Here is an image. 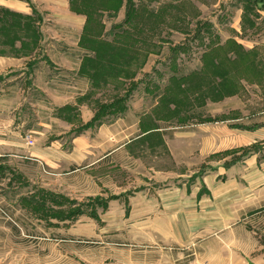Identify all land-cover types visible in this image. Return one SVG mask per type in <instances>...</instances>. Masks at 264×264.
I'll list each match as a JSON object with an SVG mask.
<instances>
[{"label":"rangeland","instance_id":"374dc122","mask_svg":"<svg viewBox=\"0 0 264 264\" xmlns=\"http://www.w3.org/2000/svg\"><path fill=\"white\" fill-rule=\"evenodd\" d=\"M119 1L116 10L77 20L60 12L52 16L49 0L35 3L30 19L0 6V57H27L23 73L8 66L0 73V112L5 106L20 112L26 144L32 146L37 136L46 139L36 132L40 122L45 129L50 125L53 135L65 121L75 118L80 124L76 104L88 88L92 127L113 121L112 113L124 108L128 125L140 117L177 149L188 134L190 184L197 175L231 170V164L241 168L248 156L264 158V18L255 8L258 0L249 5L248 0ZM58 46L102 53L58 52ZM134 128L125 129L126 139L136 135ZM203 136L217 145L206 144L212 151L197 166ZM145 151L130 165V176L141 172L139 162L180 169L168 150ZM56 178L40 174L35 164L0 157V264H184L188 259L174 251V260L170 246L161 242L149 244L155 230L139 227L135 190L82 197Z\"/></svg>","mask_w":264,"mask_h":264},{"label":"crops","instance_id":"0c3cea01","mask_svg":"<svg viewBox=\"0 0 264 264\" xmlns=\"http://www.w3.org/2000/svg\"><path fill=\"white\" fill-rule=\"evenodd\" d=\"M49 1L54 2L49 6L53 10L52 16L64 14L75 20L84 16L71 11L68 0ZM37 2L41 0H0V6L31 15ZM254 2L248 0V5ZM256 3L260 18H264V0ZM78 21L82 27L84 18ZM69 49L81 53L93 51L80 46L57 47L58 52H73ZM39 50L40 47L35 52ZM24 59L27 57L1 56L0 73L7 66L18 69L24 65ZM19 69L23 73V68ZM88 91L87 88L79 94L78 99L80 96L84 99L76 104L80 114L74 116L80 117V124L75 118L69 122L64 120L63 129L54 131L53 135L51 126L45 129L47 124L40 122L42 129L36 132L38 135L47 134V137L43 142L40 141L41 136L35 137L32 146H28L22 138L25 129L23 121H20V112H13L15 107L8 112L7 106L1 108L0 157H15L35 164L40 174L57 176L59 184L77 196L119 195L135 190L137 201L133 210L139 214V227L155 230L149 244L161 242L170 246L167 250L173 259L174 251H180L182 257H188L184 264H264V158L248 156L239 162L241 168L231 164V170L230 167L227 171L219 168L217 172L197 175L196 179L190 180V184V142L185 131H182L186 135L181 137L180 148L177 149L176 142L168 140L163 134L153 133L158 129L147 123L141 124L140 117L128 125L130 122H125L124 108L112 113L113 121L92 127L88 122L92 121L94 108ZM2 93L0 89V97L4 96ZM83 125L85 127L76 133ZM132 125L137 133L126 139L125 129ZM64 133H68L69 137ZM103 134L105 137L99 139ZM152 137L155 141L147 140ZM250 140L252 136L248 134V143ZM232 142L234 145L230 142L231 146H235V137ZM206 144L213 145V142L204 136L202 141L197 142V166L203 164L205 155L212 151V148H206ZM216 145L214 143L213 148ZM133 148L139 149L133 152ZM159 148L168 150L173 163L175 160L180 164L179 170L161 169L151 162H139L141 172L129 175L130 165L136 166L145 149L157 152Z\"/></svg>","mask_w":264,"mask_h":264},{"label":"trees","instance_id":"16d2710c","mask_svg":"<svg viewBox=\"0 0 264 264\" xmlns=\"http://www.w3.org/2000/svg\"><path fill=\"white\" fill-rule=\"evenodd\" d=\"M70 9L76 13L84 14L87 18H90L93 15H99L101 11L116 10L121 4L119 0L108 1V0H69ZM8 9H5L6 12H9ZM15 16L18 17H27L30 19V15H23L20 13L13 12ZM18 26L20 25L16 21ZM16 35V34H15ZM17 35L15 36V38ZM93 51H96L98 55H101L102 51H99V48L92 47Z\"/></svg>","mask_w":264,"mask_h":264},{"label":"built area","instance_id":"2783aa9c","mask_svg":"<svg viewBox=\"0 0 264 264\" xmlns=\"http://www.w3.org/2000/svg\"><path fill=\"white\" fill-rule=\"evenodd\" d=\"M243 264H247V263H243Z\"/></svg>","mask_w":264,"mask_h":264}]
</instances>
